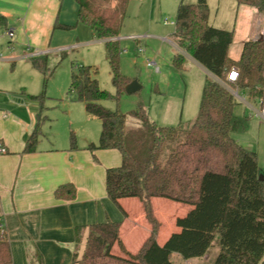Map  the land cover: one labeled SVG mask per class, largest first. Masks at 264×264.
<instances>
[{"label":"trees","instance_id":"1","mask_svg":"<svg viewBox=\"0 0 264 264\" xmlns=\"http://www.w3.org/2000/svg\"><path fill=\"white\" fill-rule=\"evenodd\" d=\"M77 5V22L104 41L111 83L115 93L100 88L91 66L72 64L66 98L80 102L90 116L100 122L97 144L87 149H115L121 154V164L105 171L107 197L119 207V200L137 198L142 203L150 233L139 251L127 252L120 239V222L106 221L76 226V251L70 264H176L173 255L186 259L200 255L218 236L219 253L212 264H264V181L255 152L244 149L232 136L249 128L250 117L235 115L237 101L230 89L237 87L250 98L260 97L264 90V31L254 40L241 45L237 60L229 56L233 31L209 25L206 0L179 3L173 22L172 38L180 50L171 58V66L183 71L187 57L206 72L195 120L182 133L180 127L156 124L147 114V105L139 101L137 108L127 113L105 109L104 100L118 101L131 79L120 73L118 40L130 0H73ZM264 15V0H235ZM0 26L5 18L0 15ZM72 26L55 22L53 29L68 31ZM31 65L47 72V55L29 59ZM232 66L238 68L235 84H221ZM41 95L34 98L42 100ZM138 121L127 127V119ZM38 123L29 135L23 154L36 150L41 136ZM172 148L164 160V147ZM71 148L75 147L70 135ZM71 183L57 187L58 200H73ZM160 198L194 207L186 217L176 220L179 232L173 233L159 246L156 220L151 199ZM84 242L80 255L77 248ZM117 245L122 255L112 252ZM0 264H12L10 247L0 227ZM32 264H44L37 251Z\"/></svg>","mask_w":264,"mask_h":264},{"label":"crops","instance_id":"2","mask_svg":"<svg viewBox=\"0 0 264 264\" xmlns=\"http://www.w3.org/2000/svg\"><path fill=\"white\" fill-rule=\"evenodd\" d=\"M243 7L246 11V6ZM0 15L5 18L4 27L14 30L12 50L3 40L0 42V67L5 65L3 62L20 63L24 60L30 63L31 57H48L59 50L74 48L82 33L78 27L83 24L77 22V5L73 0H0ZM56 21L72 28L54 30ZM263 31L264 28L259 35ZM131 38L139 42V39H151L152 35ZM171 42L178 53L180 50L173 38ZM137 51L143 53L141 47ZM231 58L237 60V56ZM144 61L146 66H155L159 70L153 60ZM188 63L199 67L206 78L207 72L189 57L185 69L178 72L186 71ZM136 81L141 90L142 83ZM35 96L24 88L18 92L0 87V145L5 149L0 153V227L9 243L12 264H32L34 251L41 254L44 264H70L76 251L74 228L106 221L120 222V239L125 250L137 253L150 233L142 203L137 198H125L119 200L118 207L107 197L105 189V171L121 164L120 152L115 149L91 152L87 149L88 144L98 142L100 122L86 113L82 103L71 101L65 95L69 108L67 123L56 129L50 115L44 112L43 99ZM146 110L158 125L165 124L160 123L163 114L166 117L171 115V119L175 114L167 103L159 112H154L150 105ZM38 116L42 121L36 150L23 154ZM71 134L75 137L74 148L70 145ZM66 183L74 186V199H56L55 189ZM168 201L151 199L153 214L159 223L156 235L159 246L164 245L171 234L179 232L176 220L184 218L171 211L174 206ZM164 223L170 228L163 234ZM216 238L217 235L214 240ZM212 243L202 254L182 259V263L192 264L200 259L199 256L205 257ZM83 245L84 242L79 244L78 255ZM112 252L122 255L117 245L113 246Z\"/></svg>","mask_w":264,"mask_h":264},{"label":"rangeland","instance_id":"3","mask_svg":"<svg viewBox=\"0 0 264 264\" xmlns=\"http://www.w3.org/2000/svg\"><path fill=\"white\" fill-rule=\"evenodd\" d=\"M181 2L191 4L196 0H131L128 3L118 36L119 69L120 73L127 78L140 81L143 88L132 94L124 93L118 101L112 99L102 101L101 105L105 109L127 113L136 109L138 102L142 101L150 105L154 112H159L161 106L167 103L175 110V114L172 119L170 114L168 117L163 114L160 118L163 122L160 123L165 124L159 125L178 126L182 133L195 120L205 75L192 63H188L187 70L184 72H178L171 66V58L176 53L171 42L173 22ZM207 3L209 25L217 29L233 31L229 54L231 57L237 56L236 59H238L241 45L261 36L259 31L264 28V15L249 6H246L247 9L244 11L245 7L237 5L235 0H207ZM78 28L82 33L76 47L62 49L49 55L45 75L24 60L20 63L3 62L5 65L0 67V85L6 87L8 91L19 92L21 88H24L37 96L43 93L44 112L50 115L56 129L64 127L68 119L69 108L65 95L70 84L72 64L95 68L97 70L95 78L100 88L110 94L115 93L111 83L105 44L93 36L90 28L83 25H79ZM147 34L152 35V38L142 39V41L139 39V42L131 38V36ZM139 47L142 48L143 53L137 51ZM144 59L153 60L159 70H156L155 66H146ZM245 99L252 104L247 96ZM234 113L238 116L250 117L248 130L243 134L232 136L244 149L256 153L258 167L264 175V122L252 117L247 107L238 102L234 106ZM94 122L99 125L98 121ZM137 126V120L127 119L128 128ZM171 148V143L164 147L162 160L166 158ZM168 202L174 206L171 211L177 214V217H186L194 210V207L189 205ZM169 228V225L164 223L163 234ZM218 249L216 238L206 256H199L200 259L197 258L192 264H212ZM172 260L176 264H183L179 256L174 255Z\"/></svg>","mask_w":264,"mask_h":264},{"label":"built area","instance_id":"4","mask_svg":"<svg viewBox=\"0 0 264 264\" xmlns=\"http://www.w3.org/2000/svg\"><path fill=\"white\" fill-rule=\"evenodd\" d=\"M14 38V30L9 27L0 26V42L3 40L9 50H12L11 41ZM141 51V50H139ZM1 57V54H0ZM151 65V63H149ZM238 78V68L236 66H232L228 74L225 77L224 81H219L221 84H235ZM231 94L235 98V100L247 107L250 112V115L254 118L259 119L260 121L264 122V90L263 94L260 97L250 98L247 92L240 91L237 87H232L230 89ZM252 102L250 104L246 99L245 96ZM256 105V106H255ZM5 149L0 145V153H4Z\"/></svg>","mask_w":264,"mask_h":264},{"label":"water","instance_id":"5","mask_svg":"<svg viewBox=\"0 0 264 264\" xmlns=\"http://www.w3.org/2000/svg\"><path fill=\"white\" fill-rule=\"evenodd\" d=\"M141 88V85L136 81L132 80L126 87H125V93L126 94H132L135 92H138ZM259 180L264 181V175L261 173L259 175Z\"/></svg>","mask_w":264,"mask_h":264}]
</instances>
